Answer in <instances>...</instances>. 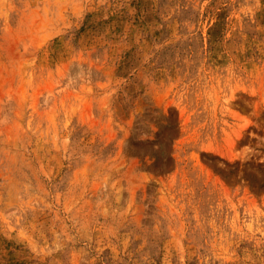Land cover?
Segmentation results:
<instances>
[{
    "label": "rangeland",
    "instance_id": "rangeland-1",
    "mask_svg": "<svg viewBox=\"0 0 264 264\" xmlns=\"http://www.w3.org/2000/svg\"><path fill=\"white\" fill-rule=\"evenodd\" d=\"M0 264H264V0H0Z\"/></svg>",
    "mask_w": 264,
    "mask_h": 264
}]
</instances>
